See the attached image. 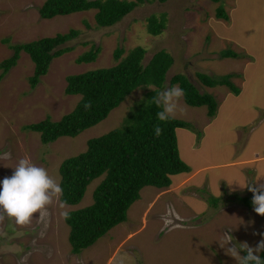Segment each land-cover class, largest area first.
Returning <instances> with one entry per match:
<instances>
[{
	"label": "rangeland",
	"instance_id": "374dc122",
	"mask_svg": "<svg viewBox=\"0 0 264 264\" xmlns=\"http://www.w3.org/2000/svg\"><path fill=\"white\" fill-rule=\"evenodd\" d=\"M42 1L0 0V61L11 55L14 43L70 28L78 32L61 44L70 50L53 57L33 87L28 83L33 63L23 51L0 78V181L12 175L21 158L58 181L63 159L83 151L86 139L120 124L143 88L131 91L104 119L74 137L42 144L37 132L24 128L69 112L79 95L63 92L65 77L115 64L116 48L123 56L135 46L143 47L141 64L154 52L166 51L172 62L159 90L176 86L168 80L182 73L198 92L213 96L216 109L209 117L205 106H189L181 98L176 119L188 122L191 130L175 129V137L179 157L190 171L171 175L166 188L142 187L125 220L90 246L70 252L61 213L89 205L102 175L89 182L78 203L61 208L54 199L46 214L33 216L28 224H17L5 214L0 220V264H236L218 243L223 233L231 228L236 242L250 246L264 234V216L235 198L250 192L241 186L264 184V0L144 1L106 27L95 25L94 9L40 18ZM217 5L227 19L215 16ZM160 14L162 30L148 34L147 18ZM93 47L98 48L93 61H75ZM226 49L237 55L220 57ZM196 72L213 78L228 73L239 93L225 86H202ZM210 195L215 203L207 202Z\"/></svg>",
	"mask_w": 264,
	"mask_h": 264
},
{
	"label": "trees",
	"instance_id": "16d2710c",
	"mask_svg": "<svg viewBox=\"0 0 264 264\" xmlns=\"http://www.w3.org/2000/svg\"><path fill=\"white\" fill-rule=\"evenodd\" d=\"M144 1L165 0H43L37 12L40 18H51L94 9L95 25L106 27L119 21L137 3ZM215 16L227 19L220 5L215 8ZM163 26L164 14L159 17L150 15L145 28L148 34L157 35ZM77 32L70 28L63 33L10 45L11 55L0 61V78L15 64L20 51H23L33 63L32 73L28 77L29 86L33 87L38 77L46 72L50 60L70 50L69 46H60L74 38ZM97 52V47L90 48L79 54L75 61L91 62ZM144 53L143 47L135 46L121 56L122 49L116 48L112 54L113 59L117 60L115 64L67 75L63 92L79 95L73 108L58 120L44 117L24 126L27 130L37 132L42 144L61 136L74 137L104 119L131 91L144 89L118 126L86 139L83 151L63 159L58 165V182L63 189L59 201L69 205L78 203L89 182L102 175L92 189L91 203L68 210L69 218L63 217L68 226L67 241L72 254L90 246L111 227L124 221L128 206L139 197L142 187L166 188L171 175L190 171V166L179 157L175 129L191 130V125L176 118L167 123L158 121L156 113L160 109L152 103V97L156 95L152 89L159 90L163 86L165 72L172 58L166 51L158 50L145 64H141ZM236 55L227 49L219 52L220 57ZM194 76L202 86H225L233 94L239 93L228 73L215 78L200 72ZM168 83L184 90V103L189 106L203 105L207 116L214 115L216 101L213 96L198 92L184 74H173ZM87 101H91L92 107L85 110L84 103ZM157 124L163 129L158 137L154 134ZM235 198L243 206L253 209L251 192L244 196L236 195ZM215 201V197H207V202ZM259 255L264 258V252Z\"/></svg>",
	"mask_w": 264,
	"mask_h": 264
},
{
	"label": "clouds",
	"instance_id": "9594fccd",
	"mask_svg": "<svg viewBox=\"0 0 264 264\" xmlns=\"http://www.w3.org/2000/svg\"><path fill=\"white\" fill-rule=\"evenodd\" d=\"M156 95L152 97V103L160 109L156 113L158 121L167 123L176 118L178 102L184 96V90L179 86H172L164 90H156ZM92 107L91 101L84 103L85 110ZM163 129L159 124L154 126V134L158 137ZM252 193L251 204L253 211L260 216H264V184H246ZM63 195L60 183L48 174V171L31 162L28 158L19 159L10 177L0 181V220L6 214L14 218L20 225L28 224L32 217L46 214L47 208ZM65 203L61 201L60 207L64 208ZM61 215L64 219L69 218V212L63 211ZM231 228L223 233L222 242L218 241L220 247L225 249L227 255L234 258L236 264H264V258L259 254L264 252V234L254 246H250L246 241L236 242L230 234ZM254 235L256 233H253ZM230 245V246H229ZM243 253V254H242Z\"/></svg>",
	"mask_w": 264,
	"mask_h": 264
}]
</instances>
